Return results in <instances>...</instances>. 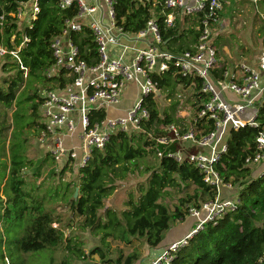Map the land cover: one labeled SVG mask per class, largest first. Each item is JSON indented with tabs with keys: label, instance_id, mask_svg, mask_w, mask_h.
<instances>
[{
	"label": "trees",
	"instance_id": "1",
	"mask_svg": "<svg viewBox=\"0 0 264 264\" xmlns=\"http://www.w3.org/2000/svg\"><path fill=\"white\" fill-rule=\"evenodd\" d=\"M27 1L0 0V16L4 15L5 18L0 28V43L11 50L18 47L24 38L29 40L18 53L22 66L27 69L26 77L10 55L0 58L1 71L9 74L1 80L0 102L11 107L19 95L24 94L23 102L28 103L27 114L33 116L42 103L41 91L62 88L71 82L63 72L59 76L48 77L46 71L54 64L51 41L61 33L65 21L75 16L77 8L72 6L62 11L57 7V0H38L39 13L31 26L25 27L9 14H14L19 4ZM115 1L116 19L125 31L136 33L154 17L160 27L163 46L170 53L181 54L196 43L197 33L189 29L191 20L181 18L179 12L175 14L174 26L165 28L161 8L153 7L152 1L147 7L136 5L131 0ZM259 2L264 5V0ZM151 9L155 14H151ZM71 39L87 65L93 66L98 62L97 46L89 28L84 27L81 32L73 33ZM171 75L169 72L153 77L162 93H166L168 105L160 113L157 103L151 97L147 98L150 118L143 125L146 133L112 134L102 150L91 152L85 166L77 170L74 182H61L63 174L74 173L71 167L65 165L60 170L56 188L48 187L41 193L42 182L38 185L34 182L28 188L22 171L30 168L33 161L27 155L9 154L0 175V264H6L8 260H11L8 264H14L13 246L22 253L52 254L62 250L77 259L97 255L101 264H135L141 257L138 250L125 258L121 252L114 260L108 258L110 241L129 245L132 240H139L150 251L158 249L164 232L172 223L188 216L190 208L201 209L207 200L215 199L217 192L203 183L198 169L187 160L178 163L167 156L181 149L180 142L164 145L155 141L160 137L174 138L172 133L159 129L160 126L181 125V120L175 117L178 102L174 94L176 85L182 80ZM28 91L33 94L27 95ZM191 105L196 106L197 102ZM257 108L258 127L246 126L237 131L230 127L226 129L223 142L227 150L215 166L223 181L233 186L240 204L236 210L203 224L187 245L174 254L170 264H264V170L255 175L254 168L245 164V159L252 158L256 152V137L264 132V103L257 105ZM104 118L103 111L90 114L91 123ZM202 127L206 131L211 130L212 123L208 121ZM26 128L34 132L39 130L41 134L37 138L44 132V125L35 120ZM9 129L11 124L1 130L8 132ZM147 133H151L153 139ZM8 134L7 138L10 136ZM24 141L26 143L28 140L24 138ZM188 151L197 153L205 152V149L193 147ZM158 152H161V158H158ZM150 156L153 162L147 163ZM50 160L53 166L52 157L46 153L34 181L40 177L42 166ZM51 171L54 177L55 172ZM132 174H145L146 178L137 184L134 192L128 194L121 210L105 208V201L116 190V182ZM180 183L186 186L192 184L195 190L192 195L179 199L171 210L162 200L170 196L168 188H176ZM75 189H78L76 198L73 197ZM59 202L73 215L67 218L66 226L63 214L48 206L49 203ZM75 217L80 219L78 226L81 231L89 230L99 237L101 246L92 248L88 254L83 251V241L77 240L71 233L66 235L69 228L73 229L71 222ZM50 264L69 263L65 259L60 262L51 259Z\"/></svg>",
	"mask_w": 264,
	"mask_h": 264
},
{
	"label": "built area",
	"instance_id": "2",
	"mask_svg": "<svg viewBox=\"0 0 264 264\" xmlns=\"http://www.w3.org/2000/svg\"><path fill=\"white\" fill-rule=\"evenodd\" d=\"M151 1L153 7L161 8L165 28L174 26L177 12L181 18L191 20L189 29L197 33V40L190 50L177 55L167 51L154 17L136 33L125 31L116 19L115 0H93V4L86 0H57L60 10L75 6L77 12L65 21L61 33L51 41L54 64L46 75L59 76L63 72L71 82L62 88L41 91L40 115L44 132L38 140L42 143L46 138L52 140L48 153L53 159L54 172H59L63 164L77 172L85 166L93 150L104 148L112 134L146 133L143 125L150 118L147 98L151 97L156 103L164 100L154 76L170 72L172 78L181 79L174 94L178 102L175 117L181 120V125L160 126L159 129L172 133L174 138L160 137L155 141L164 145L180 142L181 149L167 156L178 163L187 160L199 170L203 183L218 195L213 201L203 203L201 209L190 208L189 216L198 220L195 227L183 239L164 248V252L150 263L170 264L174 254L187 245L203 224L236 210L240 204L237 196L221 199L222 190H232L233 187L223 181L215 166L227 150L223 140L228 127L234 131L246 126L258 127L257 114L247 120L241 119L240 115L245 112V107L253 106L257 99H260L257 105L264 103V85L260 83V73H264V50L257 58L258 69L245 62L222 66L218 56L215 41L224 23L222 17L226 14V6L232 1L246 0H193L192 6L189 5L190 0H131L141 7H147ZM38 13V0H28L20 3L16 12L9 15L23 26L30 27ZM151 14H155L152 9ZM4 22V15H1L0 28ZM84 27L89 28L97 46L98 62L93 66L87 65L80 57V51L71 39L73 33L81 32ZM28 41L24 38L18 47L11 50L0 43V58L10 55L19 64L24 77L27 69L22 66L18 53ZM110 45L120 49L119 56L112 58L109 55ZM129 84L138 88V98L128 110L127 117L106 118L109 107L120 103ZM226 90L236 96L235 102L231 103L226 97ZM221 95L227 102L222 100ZM195 102L197 105L192 106ZM93 111H103L105 118L91 123L90 114ZM208 121L212 123V129L206 131L202 126ZM78 129L80 155L74 148H65L63 141L65 136H73ZM147 135L153 139L151 133ZM193 147L204 148L205 152L190 153L188 150ZM157 156L161 158V152ZM261 163H264V132L256 137L254 156L245 159V164L253 168ZM202 211L205 212L204 217H201Z\"/></svg>",
	"mask_w": 264,
	"mask_h": 264
},
{
	"label": "rangeland",
	"instance_id": "3",
	"mask_svg": "<svg viewBox=\"0 0 264 264\" xmlns=\"http://www.w3.org/2000/svg\"><path fill=\"white\" fill-rule=\"evenodd\" d=\"M90 4H93V0H86ZM194 4L193 0H190V6ZM223 22L220 26L216 40L218 56L228 58L229 56L232 58L231 62H235L237 58H250L253 59L255 56L264 50V5L260 2H253L252 0L246 1H236L231 2L230 5L226 6V14L222 17ZM227 54V55H226ZM2 60H0L1 67ZM8 73H3L0 69V86L2 85V78L8 76ZM134 85V84H132ZM226 97L231 100V103L236 101V96L232 92H228L226 90ZM33 92L28 91L27 95L31 96ZM136 88L135 85L129 87L126 92H124L123 102L118 105H112L109 107V112L106 116L108 119H116V118H125L127 117V112L130 110L134 104V100L136 99ZM162 96L164 98L158 100L157 106L159 112L161 113L163 109L168 105L165 100L166 93L163 92ZM221 98L224 102H227L224 97L221 95ZM24 94H20L17 100L14 102L13 106L7 107L3 102H0V175L3 171L4 164L9 158V154H17L20 156L27 155L28 159L32 160L33 163L30 168H27L22 171V176L24 180L31 187L34 185H38L42 182L40 186V192L46 188H56L59 184L58 179L60 177V172H55V176L53 177L51 174V170L54 171L51 160L47 162L40 169V177L37 181L35 179V173L40 166L41 162L46 156L44 149H39L38 147V136L41 134L39 130L34 132L26 128V126L32 122L37 121L39 124L42 123L41 115H40V107H38L36 115L29 116L27 114L28 103L23 102ZM260 99H257L253 106L245 107V112L240 115L241 119L247 120L253 115L257 114L258 108L257 104ZM19 102V103H18ZM231 110L233 107L229 104ZM30 111V109H28ZM11 124V129L8 130L9 138H7V131L1 130L3 127H8ZM23 128V129H22ZM80 132L78 129L72 138V145L69 144L70 138H63L65 148H69V146H74L75 151L78 155H80V141L77 138V134ZM38 135V136H37ZM24 138L28 141L25 143ZM69 145V146H68ZM147 163L153 162V158L150 156L147 158ZM262 166V167H261ZM264 166V163H261L257 166H254V169L257 171L261 170ZM53 167V166H52ZM48 168V169H47ZM256 171V172H257ZM74 173L71 175L70 173H65L62 176L61 182H74L75 181ZM146 178V175H138L132 174L129 175L125 180L116 182V190L113 194L105 201V208H111L116 210H121L123 208L124 203L128 198V194L130 192H134L138 183L143 182ZM233 187V186H232ZM195 186L184 185V183H180L176 188H168L167 191L170 193V196H166L162 202L167 204L171 210L178 204V200L186 197L187 195H192L194 193ZM234 191V189H233ZM210 201V200H209ZM207 200V202H209ZM50 207H54L56 212L62 213L65 218L64 225L66 226V220L68 217H73V215L67 210V207L63 205V203H49ZM75 220L71 222L73 229H68L66 231V235L71 233L73 236H76L77 240L83 241V251L85 254H88L92 248L100 247L99 237L93 235L89 230L81 231L79 229V217H75ZM197 219L192 216H186L185 218L172 223L169 229L164 232L163 239L161 242V247L155 250H149L146 245L142 244L141 241L132 240V243L129 245H124L119 242L110 241V249L108 251V258L114 260L121 252L122 257L125 258L128 254L138 250L141 254V257L138 262L135 264H150L155 260L160 254L164 252V248L169 247L173 242L180 241L183 239L184 235H186L189 231H191L196 223ZM70 225V226H71ZM183 237V238H182ZM180 239V240H179ZM110 240V239H109ZM15 252L12 254V261L14 264H50V261L60 262L65 259L69 264H101V260L97 255L92 257L86 256L84 259H77L62 250H56L52 252H30V253H22L21 251H17V249L12 247ZM51 258V259H50ZM9 262L11 260H8ZM6 261V264H8Z\"/></svg>",
	"mask_w": 264,
	"mask_h": 264
},
{
	"label": "crops",
	"instance_id": "4",
	"mask_svg": "<svg viewBox=\"0 0 264 264\" xmlns=\"http://www.w3.org/2000/svg\"><path fill=\"white\" fill-rule=\"evenodd\" d=\"M94 17H96V16H94ZM218 41V39L215 41V42H217ZM218 43V42H217ZM217 43H216V45H217ZM108 51H109V55L112 57V58H114V57H117V56H119V54H120V49L119 48H116V47H114L113 45H110L109 47H108ZM227 55V54H226ZM259 55V54H258ZM257 58H258V56H255V58H253V59H250V58H237V60L235 61V62H231L232 60V58L229 56V54H228V58H225L226 59V61L224 60V58L223 57H220V60H221V64H222V66H231V64H235V63H238V62H245V63H247V64H249L251 67H253L254 69H258V66H257ZM260 83L262 84V85H264V73H260ZM131 86H134V85H132V84H129L127 87H126V89H125V91L124 92H126V90L129 88V87H131ZM135 88H136V91H137V94H136V99L134 100V102L137 100V98H138V88L135 86ZM123 98H124V95H123V97H122V99H121V101H120V103H122L123 102ZM119 103V104H120ZM108 112H109V109H108V111H107V113H106V116H107V114H108ZM75 119H77V114H75ZM79 133V132H78ZM78 135V134H77ZM65 137H69V136H65ZM64 137V138H65ZM70 138V141H69V144H71L72 145V138H73V136H71V137H69ZM44 142L42 143V142H40L39 140H37V143H38V147H39V149L41 150V149H44L45 150V153H48V151L50 150V148H51V146H52V140L50 139V138H46L45 140H43ZM69 146V145H68ZM70 148H75L74 146H69V149ZM65 166V164H63V167ZM262 167V166H261ZM48 169V168H47ZM257 169H259V168H256V169H254V174L255 175H257V174H260V172L261 171H263L264 170V166H263V168L261 169V170H259V171H257ZM257 171V172H256ZM76 172V171H75ZM74 172V175H76V173ZM67 173V172H66ZM68 173H70V172H68ZM71 175H73V173H70ZM235 192L233 191V189L232 190H222V192H221V194H220V197L221 198H232V197H234V196H236V194H234ZM205 216V212L204 211H202L201 212V217H204ZM192 231V230H191ZM191 231H189L188 233H190ZM187 233V234H188ZM186 234V235H187ZM186 235H184L183 237H185ZM182 237V238H183ZM180 240V239H179ZM177 242V241H176ZM174 243V242H173ZM162 248H165V247H162Z\"/></svg>",
	"mask_w": 264,
	"mask_h": 264
},
{
	"label": "water",
	"instance_id": "5",
	"mask_svg": "<svg viewBox=\"0 0 264 264\" xmlns=\"http://www.w3.org/2000/svg\"><path fill=\"white\" fill-rule=\"evenodd\" d=\"M77 194H78V189H75V192H74V198H76V196H77Z\"/></svg>",
	"mask_w": 264,
	"mask_h": 264
}]
</instances>
